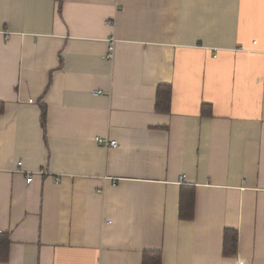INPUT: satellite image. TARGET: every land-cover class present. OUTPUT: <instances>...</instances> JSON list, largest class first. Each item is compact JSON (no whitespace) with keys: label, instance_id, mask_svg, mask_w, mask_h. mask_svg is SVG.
I'll return each instance as SVG.
<instances>
[{"label":"crops","instance_id":"1","mask_svg":"<svg viewBox=\"0 0 264 264\" xmlns=\"http://www.w3.org/2000/svg\"><path fill=\"white\" fill-rule=\"evenodd\" d=\"M0 103V264H264V0H0Z\"/></svg>","mask_w":264,"mask_h":264},{"label":"trees","instance_id":"2","mask_svg":"<svg viewBox=\"0 0 264 264\" xmlns=\"http://www.w3.org/2000/svg\"><path fill=\"white\" fill-rule=\"evenodd\" d=\"M171 90L166 87L158 89L156 110L161 113H169L171 108ZM206 107H204L205 112ZM4 111L3 103H0V114ZM46 110L43 112V120L45 125ZM195 209V189L182 188L180 195V218L184 220H192ZM10 237L8 233L0 231V263H5L10 257ZM238 234L233 230H226L224 236V254L233 256L237 253ZM143 264H162L161 253H146L144 255Z\"/></svg>","mask_w":264,"mask_h":264},{"label":"built area","instance_id":"3","mask_svg":"<svg viewBox=\"0 0 264 264\" xmlns=\"http://www.w3.org/2000/svg\"><path fill=\"white\" fill-rule=\"evenodd\" d=\"M107 24H108V25H111L112 23H111V22H108ZM110 42L112 43V45L109 47L108 58H109V59H112L113 56H114V50H115V48H114V44H115V42H116V39H115V38H112V39L110 40ZM97 141H98V143H99L100 145L104 146L105 148H110V147H112V148H116L117 145H118L117 141H114V140H111V141H110V140L107 139V138H98ZM20 166H22V163H19V164H18V167H20ZM32 180H33V176L30 175V176L27 178V183H31Z\"/></svg>","mask_w":264,"mask_h":264}]
</instances>
